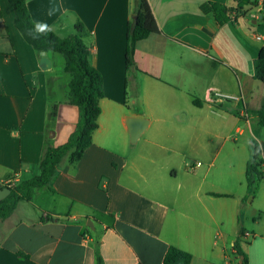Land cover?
I'll list each match as a JSON object with an SVG mask.
<instances>
[{"label": "crops", "instance_id": "crops-1", "mask_svg": "<svg viewBox=\"0 0 264 264\" xmlns=\"http://www.w3.org/2000/svg\"><path fill=\"white\" fill-rule=\"evenodd\" d=\"M149 2L160 33L138 43V71L127 74L131 0H27L32 19L55 25L61 38L84 25L104 98L81 161L62 166L54 192L34 190L0 221V264H164L170 247L191 254V264H241L238 250L248 264H264V178L254 195L246 183L253 142L264 146V126L253 129L264 97L253 69L264 46L261 15L220 26L201 5L233 7L231 0ZM54 5L59 11L49 17ZM46 56L51 67L43 70L10 2L0 0V189L36 176L44 150L64 144L63 128L79 121L68 104L71 78L61 86L64 60ZM216 91L241 99L211 101ZM129 116L148 120L142 135L153 128L192 137L126 142ZM232 122L238 142L202 139ZM111 131L123 142L105 140Z\"/></svg>", "mask_w": 264, "mask_h": 264}, {"label": "trees", "instance_id": "trees-1", "mask_svg": "<svg viewBox=\"0 0 264 264\" xmlns=\"http://www.w3.org/2000/svg\"><path fill=\"white\" fill-rule=\"evenodd\" d=\"M14 10L15 27L21 33L24 40L30 45L38 56L42 52L56 53L63 57L64 71L71 78L68 90V104L79 111V121L75 131L67 142L56 147H48L44 150L39 172L29 180L21 181L13 187H8L11 193L0 202V221L9 218L16 210L20 202H30L34 190L47 189L54 192L51 184L60 173L64 164L76 166L83 158L85 152L92 145L93 133L98 129V118L101 114L100 101L104 98L103 80L98 70L90 63V53L84 42L86 29L78 22L75 26L76 34L61 38L54 32L47 36L33 39L29 31L35 22L28 10L27 0H8ZM233 7L206 2L201 5L203 14H212L216 23L220 26L228 22H236L239 16H246V7L251 5V0H231ZM257 2L258 0H254ZM132 17L128 24L126 72L131 74L138 71L135 64V51L139 42L152 35H158L160 28L153 14L149 0H131ZM264 27V9L260 11ZM137 18V19H135ZM255 78L264 85V46L260 49L258 57L253 61ZM57 107L49 114L56 117ZM258 123L264 126V97L257 111ZM264 178V161L261 158V147L256 141L252 145V153L246 171V183L252 195L256 194L259 185ZM215 196H220L215 194ZM238 255L243 257L242 264H248L246 254L238 250ZM192 255L170 247L165 255L164 264H191Z\"/></svg>", "mask_w": 264, "mask_h": 264}, {"label": "rangeland", "instance_id": "rangeland-1", "mask_svg": "<svg viewBox=\"0 0 264 264\" xmlns=\"http://www.w3.org/2000/svg\"><path fill=\"white\" fill-rule=\"evenodd\" d=\"M251 5L246 7L247 9V14H251L252 12L255 14H260V11L262 10L260 5H259V1L255 2L254 0H251ZM257 32L264 37V27L262 24L257 26ZM261 45H264V40L260 41ZM59 59L60 61L63 62V57L61 55H59ZM61 86H64V84L66 83V80H69V75L65 74V73H61ZM241 99V97H239ZM132 105H130L131 107ZM132 109V108H131ZM79 112V111H78ZM233 116H235L236 119H238L240 121V123L238 124V127H240V129H245V119L241 118L240 116H238L237 113L234 112ZM72 117V121L74 119L73 115H71ZM80 117V116H79ZM232 124H234V122H232L231 124H228L226 127H224L223 129H220L216 132L209 134L204 133L202 136V139H205V142H225V140L227 142H238L241 137L238 134V132H235V128L236 127H228L231 126ZM77 127V123L75 122V124L71 123L70 125H67V127H64L63 129L65 130L63 132V134H65L62 139H60L58 142H67L70 134L76 129ZM262 126H260L257 122H253V129L254 132H256L257 128H261ZM228 128V129H227ZM225 129V130H224ZM247 131V133H249V130L246 128L245 129ZM190 136H186V132H182L180 130L177 129H172V130H154L153 128L148 129L143 135L142 137L139 139V141L137 142H153V140L160 139L159 141L162 142H186L189 139H191L192 137V133L193 132H188ZM196 133V132H195ZM104 138L105 140L109 141V142H123V137L122 135L119 133V131H111V132H105L104 133ZM126 142H131L130 139V134L126 132ZM203 141V140H202ZM133 146H137V145H133ZM18 184V183H16ZM234 261L238 262V259L236 257H234Z\"/></svg>", "mask_w": 264, "mask_h": 264}, {"label": "water", "instance_id": "water-1", "mask_svg": "<svg viewBox=\"0 0 264 264\" xmlns=\"http://www.w3.org/2000/svg\"><path fill=\"white\" fill-rule=\"evenodd\" d=\"M41 56L42 58L40 60V67L43 70L49 69L51 67V61L47 58L46 52H42ZM125 122H126L127 130L130 134L131 143H136L139 137L142 135V133L147 128L148 120L145 118L129 116L126 118ZM10 193H11V190L8 187L1 188L0 189V202L6 199ZM89 226L92 227L91 221H89ZM240 258H241V264H242L243 257L241 256Z\"/></svg>", "mask_w": 264, "mask_h": 264}, {"label": "clouds", "instance_id": "clouds-1", "mask_svg": "<svg viewBox=\"0 0 264 264\" xmlns=\"http://www.w3.org/2000/svg\"><path fill=\"white\" fill-rule=\"evenodd\" d=\"M59 11V6L54 5L49 8V17L54 16ZM55 25H49L48 23L33 22V28L29 31L33 39H38L40 36H47V34L54 32Z\"/></svg>", "mask_w": 264, "mask_h": 264}, {"label": "built area", "instance_id": "built-area-1", "mask_svg": "<svg viewBox=\"0 0 264 264\" xmlns=\"http://www.w3.org/2000/svg\"><path fill=\"white\" fill-rule=\"evenodd\" d=\"M258 1H259V5H260L261 9H264V0H258ZM257 40H263V39L260 36H258ZM212 93H211L212 94L211 101H221V100L239 101L240 100L239 98H235V97L230 96V95L222 94V93L217 92V91L212 92ZM261 158L264 161V146H261ZM15 184H16L15 182H10L8 184V186L13 187Z\"/></svg>", "mask_w": 264, "mask_h": 264}]
</instances>
